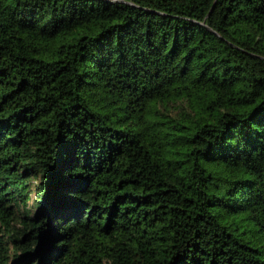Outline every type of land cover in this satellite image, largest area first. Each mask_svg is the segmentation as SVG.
<instances>
[{
    "label": "trees",
    "instance_id": "16d2710c",
    "mask_svg": "<svg viewBox=\"0 0 264 264\" xmlns=\"http://www.w3.org/2000/svg\"><path fill=\"white\" fill-rule=\"evenodd\" d=\"M0 264H264V0H0Z\"/></svg>",
    "mask_w": 264,
    "mask_h": 264
},
{
    "label": "water",
    "instance_id": "95a60500",
    "mask_svg": "<svg viewBox=\"0 0 264 264\" xmlns=\"http://www.w3.org/2000/svg\"><path fill=\"white\" fill-rule=\"evenodd\" d=\"M122 1H125V0H122Z\"/></svg>",
    "mask_w": 264,
    "mask_h": 264
}]
</instances>
